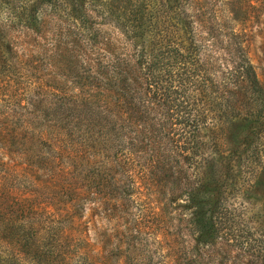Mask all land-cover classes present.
<instances>
[{
	"label": "trees",
	"instance_id": "obj_1",
	"mask_svg": "<svg viewBox=\"0 0 264 264\" xmlns=\"http://www.w3.org/2000/svg\"><path fill=\"white\" fill-rule=\"evenodd\" d=\"M177 16L153 27L143 21L114 24L117 37L71 38L69 30L67 40L45 50L61 63L51 70L61 81L46 86L34 81L31 57L21 56L33 51L32 41L0 37V183L19 180L30 195L20 205L0 195V234L16 226L14 216L40 214L57 228L56 243L77 237L83 260L98 264L100 253L84 233L94 236V223L105 221L121 239L118 215L131 216L145 190L150 197L166 193L165 205L178 216L183 207L192 212L195 243L174 263L217 264L215 258L229 247L228 238L221 250L215 245L228 235L229 213L214 156L205 160L200 184L192 181L199 128L184 116L179 98L195 76L216 72L220 57L209 27L189 19L187 11ZM88 47V54H78ZM236 52L234 72L259 89L240 42ZM127 225L136 235V226L148 227L137 219Z\"/></svg>",
	"mask_w": 264,
	"mask_h": 264
},
{
	"label": "rangeland",
	"instance_id": "obj_2",
	"mask_svg": "<svg viewBox=\"0 0 264 264\" xmlns=\"http://www.w3.org/2000/svg\"><path fill=\"white\" fill-rule=\"evenodd\" d=\"M181 11L210 28L209 34L218 46L214 55L220 57L216 72L195 76L193 85L179 98L185 106L184 116L191 125L196 121L199 128L194 137L192 181L200 184L205 160L214 156L225 211L229 213L225 230L228 235L225 233L215 243L221 250L228 238L229 247L215 261L264 264V0H1L0 37L15 34L22 41H32L33 51L21 56L31 57L34 69H28L37 77L34 81L46 86L61 81L51 74L52 68L61 63L60 56L50 59L51 51L45 50L55 40H67L69 30H73L71 38L80 39L87 34L117 37L114 24L123 27L143 21L153 27L177 18ZM235 34L238 38L233 39ZM208 39L206 43L214 45ZM239 42L259 89L249 84L243 74L234 72L232 62ZM83 52L88 54L89 47L78 54ZM20 53L19 50L17 54ZM205 77L207 84L202 83ZM233 77H238L235 82ZM33 91L31 87L28 92ZM188 147L191 150L192 146ZM26 189L28 186L19 180L0 183V195L16 205L30 196ZM148 194L143 190V198L131 216L118 215L122 240L115 239L105 221L94 223V236L84 233L92 238L89 242L100 253L98 264H175L176 258H183L194 245L191 210L183 207L178 216L170 210L172 206L165 205L170 199L166 193L152 197ZM31 197L35 202L39 198L36 194ZM157 203L161 204V216L155 209ZM182 204L188 205L184 198ZM17 218H13L16 226H9L0 234V250L4 253L0 254V264H89L82 258V243L77 242V237L68 236L56 243L58 230L45 217L34 214L28 219ZM3 219L10 223L11 217L5 215ZM136 219L148 226H136L137 235L126 231L128 222Z\"/></svg>",
	"mask_w": 264,
	"mask_h": 264
}]
</instances>
